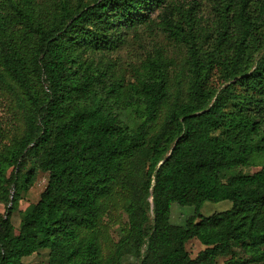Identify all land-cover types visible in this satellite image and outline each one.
Segmentation results:
<instances>
[{
  "label": "trees",
  "instance_id": "1",
  "mask_svg": "<svg viewBox=\"0 0 264 264\" xmlns=\"http://www.w3.org/2000/svg\"><path fill=\"white\" fill-rule=\"evenodd\" d=\"M3 2L18 20V44ZM54 2L40 16L36 0H0V82L12 80L26 104L23 136L0 150V264H23L40 249L49 264H103L101 214L117 183H129L130 196L113 264H134L123 256L137 264H264V162L222 176L264 155V0H225L203 45L192 9L177 15L172 0ZM157 17L186 46L187 91L154 130L169 96L168 61L149 58L122 98L84 54L117 48L125 30ZM215 74L222 88L212 84ZM130 107L135 127L121 114ZM38 170L48 173L46 186L15 228L11 215ZM183 182H197L196 198H174L179 187L194 195ZM223 200L231 207L200 214L205 201ZM172 203L194 207L184 225L170 222ZM191 239L205 247L196 262Z\"/></svg>",
  "mask_w": 264,
  "mask_h": 264
},
{
  "label": "rangeland",
  "instance_id": "2",
  "mask_svg": "<svg viewBox=\"0 0 264 264\" xmlns=\"http://www.w3.org/2000/svg\"><path fill=\"white\" fill-rule=\"evenodd\" d=\"M55 0H36L37 9L40 16H47L54 9ZM225 0H172V6L179 15L180 11L192 9L195 17L194 32L198 43L203 45L206 38L214 36V27L219 18V10ZM3 13L9 19L8 29L13 31V41L18 44V20L11 16L13 12L8 3L3 2ZM156 13L153 14L155 17ZM160 18H155L151 24L147 26L141 25L136 29L124 31L123 42L115 49L103 52H86L84 54L87 61L92 60L94 66L101 67L106 70L107 83H115L120 85L121 97L129 92V85L136 83L137 79L142 77L145 72V64L149 58L161 57L168 61V90L169 96L166 105L160 110L155 121L154 130H157L161 122L164 120L169 105L174 97L180 94L181 97L186 95L187 74L185 71V60L187 58L186 46L184 43L177 41L170 36L168 31L159 24ZM217 75L212 76V84L218 88H222ZM25 100L18 86L9 78L6 82H0V150L7 145L19 140L25 129ZM125 119L135 126L138 125V117L130 107L121 113ZM262 162L264 155L255 156L254 160L245 166H239L229 172L222 174L223 180L227 179L229 174L242 172L253 173L257 171ZM29 167V164H28ZM130 175V174H129ZM48 173L38 170L35 175L33 184L26 192L21 193L18 208L11 215V223L18 228L22 211L29 210L31 204L38 201L41 192L47 183ZM181 187H190L195 191L194 195L183 194L182 188L175 191L174 198H196L197 182L192 184L182 183ZM130 196L129 183L121 186L120 183L114 187L113 193L104 202V210L101 214L102 238L101 250L103 256V264H113L115 262V248L120 238V228L127 227V215L125 211L126 199ZM231 207V202L223 200L219 202L205 201L199 212L207 216L215 212H220ZM5 205L0 202V216L4 214ZM170 222L176 225H184L185 219L193 214V206H180L172 203L170 206ZM152 214L150 213V221ZM186 249L190 255L192 262H196L203 256L205 247L196 239H191L186 243ZM48 249H40L33 254L23 257V264H49ZM225 257L216 259L215 264H222ZM122 263L131 262L137 264L134 257L123 256Z\"/></svg>",
  "mask_w": 264,
  "mask_h": 264
}]
</instances>
